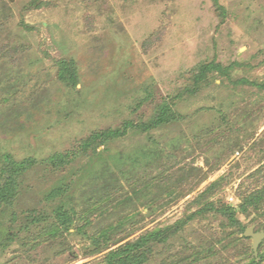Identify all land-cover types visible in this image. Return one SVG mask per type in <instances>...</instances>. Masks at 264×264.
<instances>
[{"label":"rangeland","instance_id":"rangeland-1","mask_svg":"<svg viewBox=\"0 0 264 264\" xmlns=\"http://www.w3.org/2000/svg\"><path fill=\"white\" fill-rule=\"evenodd\" d=\"M0 14V186L7 156L32 161L0 203V264H105L148 231L168 236L147 264L215 248L209 259L244 264L222 240L229 216L201 208L229 204L264 231L263 211L242 206L264 187V0H0ZM59 152L76 156L53 165Z\"/></svg>","mask_w":264,"mask_h":264},{"label":"trees","instance_id":"trees-1","mask_svg":"<svg viewBox=\"0 0 264 264\" xmlns=\"http://www.w3.org/2000/svg\"><path fill=\"white\" fill-rule=\"evenodd\" d=\"M6 5V3H5ZM9 23V18L6 16H2L0 14V35L6 31V26ZM4 30V31H3ZM8 30V29H7ZM8 48L7 44L0 45V51H5ZM16 52V48H13V52ZM61 72L60 78L71 84L72 86L78 83V75L76 69H74L71 64L67 62H61ZM206 68H211L210 66ZM204 72V71H203ZM166 112L163 111L162 115L158 116L155 120H153L150 124L140 125L144 129H150L153 127H157L163 122L167 121ZM131 126L127 125L123 129H106L103 131H99L97 133L92 134L90 137L87 138L82 143L81 148L78 150L79 153H85L90 147L95 146L97 143L104 142L107 139L122 136L125 134L126 129ZM77 152V153H78ZM73 156H76L74 153ZM71 154L65 152H59L51 157L48 158V161L51 162L53 165H62L70 163L73 158ZM31 159H24V160H15L10 156L5 158V165L2 169L3 173V183L0 186V203L6 202L8 204H12L14 202L16 195L18 194L19 183L17 181L18 176L23 172L26 171L31 166ZM244 207H253L257 211H263L264 213V187L255 190L252 193H245L243 195V205ZM207 209H217L218 211L225 213L229 216L230 220L228 223H224L222 226L224 229L226 227L233 229V231L229 232L228 235L226 234L225 239L223 237L222 240L233 242L236 244L235 246L240 247L241 251L239 253V257H243L240 260L247 261L244 264H264V253H261L260 248L263 243L259 246V253L256 256L254 253V249L250 247V245L246 242V240L251 239L252 237L246 236L245 231L246 227H244L240 221L237 219L236 211L232 208L229 204H221L220 207H216L214 203H209L207 207L201 208V210ZM57 216L61 220V222L69 223L71 221V216L69 215L68 211L62 209L61 207L57 211ZM41 216H45L41 214ZM30 222L28 221L27 224H31L35 221L44 220L45 217L41 219V217H36L30 215ZM28 226V225H27ZM236 232H239L238 235ZM163 236V240H166L167 233L161 235L160 231H148L141 234L137 239L133 241H128L117 248H113L109 251L106 255L105 264H147L150 260L151 254V243ZM229 238V239H228ZM240 245V246H239ZM217 248L215 250H209L208 254L196 256L190 264H230L226 259L219 260L218 262L214 261L213 259H209V255H215ZM202 262V263H201ZM242 262V261H241Z\"/></svg>","mask_w":264,"mask_h":264},{"label":"water","instance_id":"water-1","mask_svg":"<svg viewBox=\"0 0 264 264\" xmlns=\"http://www.w3.org/2000/svg\"><path fill=\"white\" fill-rule=\"evenodd\" d=\"M245 235L252 237L254 253L257 256L259 253V246L264 239V231H256L255 226H250L246 229Z\"/></svg>","mask_w":264,"mask_h":264}]
</instances>
